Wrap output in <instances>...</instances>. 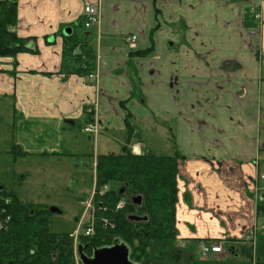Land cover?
I'll list each match as a JSON object with an SVG mask.
<instances>
[{
	"label": "crops",
	"instance_id": "1",
	"mask_svg": "<svg viewBox=\"0 0 264 264\" xmlns=\"http://www.w3.org/2000/svg\"><path fill=\"white\" fill-rule=\"evenodd\" d=\"M13 2L12 29L28 39V49L0 56V132L5 125L14 161L62 159L97 104L101 128L125 127L119 151L104 136L92 163L131 143L137 154L180 156L171 242L180 260L193 263L194 252L204 262L264 260V0H101V24L91 28L87 0ZM131 34L136 47L125 41ZM67 36L81 40L75 54L92 48V73L60 72ZM216 244L221 252L203 254Z\"/></svg>",
	"mask_w": 264,
	"mask_h": 264
},
{
	"label": "trees",
	"instance_id": "2",
	"mask_svg": "<svg viewBox=\"0 0 264 264\" xmlns=\"http://www.w3.org/2000/svg\"><path fill=\"white\" fill-rule=\"evenodd\" d=\"M0 6V56H13L28 49V39L19 37L12 29L17 23V3L0 0ZM72 38H66L60 72L88 75L94 71V51L91 47H84L79 54H75L81 40L73 41ZM17 151L20 148H16ZM179 157L178 154L161 155L153 152L134 154L128 148L119 154L98 155L94 168L96 192L105 184H111L113 190L103 197L97 193L95 196L102 198L97 201V205H110V211L105 214L115 227L107 229L99 223L93 236L81 237L86 253L91 254L92 246L111 245L119 237L132 247L134 259L146 264L143 254L153 242L174 241L178 234ZM123 187L127 189L126 194L132 197L121 193ZM0 192L10 196L12 211L7 228L0 230V264H75L71 233L61 234L51 230L50 209L33 208L34 204L23 202L15 193H9L3 187H0ZM134 196L142 197L140 205L131 201ZM121 197L127 200L126 207H122V211L114 210ZM132 213L142 219L131 220L129 216ZM173 251L172 255L179 264L180 249L174 247ZM254 263L264 264V260H255Z\"/></svg>",
	"mask_w": 264,
	"mask_h": 264
},
{
	"label": "rangeland",
	"instance_id": "3",
	"mask_svg": "<svg viewBox=\"0 0 264 264\" xmlns=\"http://www.w3.org/2000/svg\"><path fill=\"white\" fill-rule=\"evenodd\" d=\"M113 123L114 126L110 128L109 131H105L104 128H101L98 144H96L93 136L92 138H89L90 134L83 130L82 124L77 125L71 135V138H66L70 145L68 144L69 146L66 147V153L68 154L61 155L62 159H59L58 156H46L43 158L38 155H27L24 158L18 157L16 161H14L13 156L10 154V152L12 153L10 149L12 147L13 140L11 137H5V125L2 126V130L0 132V134L2 133V137L0 138V184L2 183L4 185L7 192L15 193L23 202L34 204L32 205L33 208L40 207L50 209L51 207H56L60 210V212L50 213V227L51 230L56 233H71V237L74 241L75 264H83L80 259L79 246L81 244L84 248V245L81 242V237L87 236L83 233V230L88 224L95 225L94 234L97 230V224L101 223L104 225L106 220H109V222L113 225H104L107 229L115 227L114 222L111 221L110 217L105 214V212L110 211V205H97V201L102 199L98 198V196L103 197V195L109 190H113V186L111 184H105L103 187L98 189V192L94 190L96 187V171L94 168L96 167L98 156L96 160H94V163H92L93 159H91L93 154L99 151V145H105L103 141L104 136L109 138L111 144L115 146L113 150L119 151V148H117L118 144H120L118 137H120V132L123 130V126L125 127V125H122L120 120H115ZM145 134L150 135V131H145ZM164 142H166V140ZM115 143L117 145H115ZM130 145L131 152L133 153V146L137 144L131 143ZM74 151L78 154H71ZM262 163H264V161H262ZM114 188L117 189V187ZM102 190L103 192H101ZM97 193L99 195L95 196ZM125 196L132 197L127 194ZM89 201H91V207L88 205ZM126 201L127 200L124 197H121L114 210L117 209L122 211V209L126 207V204L124 205V208L118 207V204ZM133 214L135 213L130 215ZM256 229L257 228L254 227L251 229V232H249L250 236L248 242V245L251 243V249H253L254 245L255 250L256 240H259L260 237V231L257 234ZM258 229L264 231V226H259ZM78 231L79 235L75 237V233ZM250 238L255 240V243H253ZM117 239L124 242L119 237L115 240ZM262 240H264V237L260 239V241ZM170 243H167L166 241L153 242L150 248H146V252L143 254L145 263L177 264L172 255L173 253L167 254L165 252V254H163L161 252L163 249L168 248ZM125 244L129 247L130 260L137 264H142L143 261H137V259H134L136 257L134 254L132 255V247L128 243ZM105 246L109 245L101 247ZM172 248L174 249V247ZM253 250H251V252L253 256H255L256 254ZM260 250L258 251V254L263 256L264 251L262 250L261 252ZM84 253L92 256V253L89 254L85 251ZM194 253L195 259L193 260V263L190 262V264H252L251 261L248 263L247 257H244V259H235L231 255L226 262H217L213 258L208 262H204L201 261L199 253ZM179 264L188 263L181 260Z\"/></svg>",
	"mask_w": 264,
	"mask_h": 264
},
{
	"label": "built area",
	"instance_id": "4",
	"mask_svg": "<svg viewBox=\"0 0 264 264\" xmlns=\"http://www.w3.org/2000/svg\"><path fill=\"white\" fill-rule=\"evenodd\" d=\"M9 2H13L14 0H8ZM84 17H85V27L91 28L93 26L98 27L102 21V3L101 0H87L84 7ZM0 21H1V6H0ZM125 41L130 47H136L138 44V35L131 34L125 37ZM98 76L97 73L92 74L91 76ZM86 112L93 115V118L85 125L84 131L89 133L91 136L97 140V137L101 130L100 120L98 118V106L97 104L94 106H90L86 109ZM138 145L133 146V152H137ZM261 180V188H264V173L260 176ZM103 192V190L101 191ZM11 198L10 196L0 192V230L7 228L8 224L12 219V211H10ZM89 207H91V201L88 202ZM124 202H120L118 207H123ZM104 225H112L109 220L104 222ZM95 232V225L88 224L86 228H84L83 233L87 236H92ZM79 235V231L75 233V237ZM73 236V235H72ZM221 246L213 245L211 249L209 247L201 246V250L204 255H207L209 251L220 252Z\"/></svg>",
	"mask_w": 264,
	"mask_h": 264
},
{
	"label": "water",
	"instance_id": "5",
	"mask_svg": "<svg viewBox=\"0 0 264 264\" xmlns=\"http://www.w3.org/2000/svg\"><path fill=\"white\" fill-rule=\"evenodd\" d=\"M66 34H69V30H66ZM134 204L140 205L142 203L141 196H135L132 199ZM50 211L60 212L56 207H51ZM131 220H140L141 217L137 215H130ZM144 219H147L146 217ZM84 248L80 245V259L83 264H137L130 260L129 247L124 243L115 240L113 246L95 247L93 248L92 256L84 253Z\"/></svg>",
	"mask_w": 264,
	"mask_h": 264
},
{
	"label": "flooded vegetation",
	"instance_id": "6",
	"mask_svg": "<svg viewBox=\"0 0 264 264\" xmlns=\"http://www.w3.org/2000/svg\"><path fill=\"white\" fill-rule=\"evenodd\" d=\"M126 190H127V189L123 187V188L121 189V193H122V194H126V193H127ZM134 197H135V196H134ZM132 199H133V198H131V201H132ZM132 202H133V201H132ZM124 205H125V202H124ZM123 207H124V206H123ZM137 216H138V215H137ZM139 217H140V216H139ZM141 219H142V217H141ZM141 219H140V220H141ZM138 221H139V220H138ZM113 245H114V243H113L112 245H109V246H113ZM95 247H97V246H92V252H91V253H93V248H95ZM169 247H173L171 243H170V246H169ZM172 249H173V248H172ZM172 251H173V250H172Z\"/></svg>",
	"mask_w": 264,
	"mask_h": 264
}]
</instances>
